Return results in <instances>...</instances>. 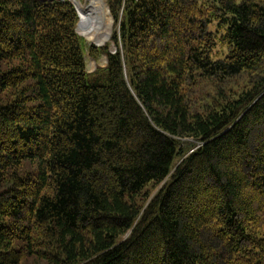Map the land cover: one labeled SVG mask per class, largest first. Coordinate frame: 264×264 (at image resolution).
Instances as JSON below:
<instances>
[{"label": "trees", "instance_id": "obj_1", "mask_svg": "<svg viewBox=\"0 0 264 264\" xmlns=\"http://www.w3.org/2000/svg\"><path fill=\"white\" fill-rule=\"evenodd\" d=\"M107 1L0 0V264H264V0Z\"/></svg>", "mask_w": 264, "mask_h": 264}, {"label": "bare ground", "instance_id": "obj_2", "mask_svg": "<svg viewBox=\"0 0 264 264\" xmlns=\"http://www.w3.org/2000/svg\"><path fill=\"white\" fill-rule=\"evenodd\" d=\"M70 1V0H69ZM80 14L82 35L90 42L103 47L112 36L113 18L107 0H71Z\"/></svg>", "mask_w": 264, "mask_h": 264}, {"label": "rangeland", "instance_id": "obj_3", "mask_svg": "<svg viewBox=\"0 0 264 264\" xmlns=\"http://www.w3.org/2000/svg\"><path fill=\"white\" fill-rule=\"evenodd\" d=\"M108 2V1H107ZM83 3L86 4L87 3V0H83ZM109 6V5H108ZM110 10V9H109ZM79 23H80V20L78 22V32L81 36H83L81 33L82 29L81 27L79 26ZM114 28H115V21H114V18H113V30L112 32L114 31ZM211 30H214L215 29V26L214 25H211L210 27ZM113 34V33H112ZM88 44H94L93 42H90L85 36H83ZM109 42H111V39L109 40ZM108 42V43H109ZM110 49L112 51H114L116 49V46L114 43H110ZM107 64V57L105 55H99L98 58H93L90 54L87 55V68H88V71L91 73L90 77H89V81L90 83L92 84H99V85H103L105 83H107V74L103 73V72H95L96 70H98V68H103L105 67ZM243 81H239L235 86L236 89H239V86L240 84H242Z\"/></svg>", "mask_w": 264, "mask_h": 264}, {"label": "water", "instance_id": "obj_4", "mask_svg": "<svg viewBox=\"0 0 264 264\" xmlns=\"http://www.w3.org/2000/svg\"><path fill=\"white\" fill-rule=\"evenodd\" d=\"M70 2H71V0H70ZM72 3V2H71ZM74 4V3H73ZM77 31H78V28H77ZM96 45V44H95ZM98 46V45H97Z\"/></svg>", "mask_w": 264, "mask_h": 264}]
</instances>
